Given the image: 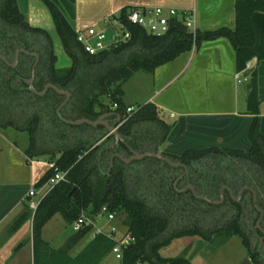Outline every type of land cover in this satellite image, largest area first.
<instances>
[{"label":"trees","instance_id":"obj_1","mask_svg":"<svg viewBox=\"0 0 264 264\" xmlns=\"http://www.w3.org/2000/svg\"><path fill=\"white\" fill-rule=\"evenodd\" d=\"M46 4L72 66L57 68L58 57L48 31L31 26L17 0H0V53L11 64L18 50L39 54L34 87L41 92L53 84L71 92L72 99L62 110L67 120L96 121L115 109L123 118L120 135L139 154L160 152L174 124L166 121V114L154 103L140 105L133 113H127L134 106L125 103L123 85L137 73L153 75L158 68L199 49L203 43L221 38L228 39L234 47L238 72H244L253 59L264 60V8L256 0H237L235 30L198 31L196 38L191 32L174 30L159 37L144 28L131 27L132 37L127 43L95 56L84 50L78 42V33L59 8L49 1ZM35 63L36 58L25 53L20 55L15 68L0 60V128L27 132L28 157L49 156L55 167L68 171L67 181L57 185L36 212L30 208L33 198H28L23 212L10 227V234H14L32 221L33 264H103L116 245L103 235H97L81 253L72 255L93 231L92 225L72 234L59 248L43 237L45 226L56 215H62L73 225L83 213L97 218L103 207L117 217L125 215L127 234L136 238V243L124 252V264L148 263L154 259L164 262L161 249L185 237L203 240L239 237L254 263L264 264L254 245L263 234L256 227L260 213L252 192H246L240 202L226 193V200L215 206L196 199L191 191L177 192L174 184L184 173L183 168H173L154 158L130 164L115 158L110 168L114 154L132 156L123 143L104 151L101 157L104 171L110 168L104 174L99 170V154L114 143L115 137L109 136L103 126H75L61 121L57 110L66 97L52 89L41 97L29 89L27 81L32 77ZM250 77L247 107L249 114L256 117L248 135L249 151L208 148L188 150L181 156L163 154L190 170V175L180 182V189L191 184L198 195L219 202L220 191L225 186L236 196L244 187H250L257 191L258 205L264 209V135L258 116L257 69ZM55 167L35 185L36 189L55 175ZM168 262L189 264L182 259Z\"/></svg>","mask_w":264,"mask_h":264},{"label":"crops","instance_id":"obj_2","mask_svg":"<svg viewBox=\"0 0 264 264\" xmlns=\"http://www.w3.org/2000/svg\"><path fill=\"white\" fill-rule=\"evenodd\" d=\"M46 1L59 8L76 32L93 24L102 27L108 19L121 18L140 7L174 8L180 15L195 9L201 32L236 28L237 0H17L31 26L46 30L43 25L46 15L52 17ZM256 1L264 8V0ZM253 62L258 74V116L264 135V60ZM244 73L237 71L236 52L226 38L205 42L199 49L158 68L153 74V94L143 104L154 103L164 111L166 121L173 119L169 123L174 124V128L160 152L181 156L188 150L208 148L249 151L248 135L256 115L248 112L251 77L244 78ZM111 113L117 114L115 109ZM106 119L113 121L117 117ZM21 132L24 133L13 128H0V264H33L32 221L14 234L9 230L23 212L31 189L55 163L49 156L28 157V145L18 134ZM103 165L101 158L99 170L108 174L110 168L104 172ZM214 240L175 239L160 251L164 262L154 259L144 264H171L168 261L172 259L186 260L189 264H255L241 240L242 254L234 260L225 255L234 238L223 239L215 248L211 245ZM107 260L103 264H109Z\"/></svg>","mask_w":264,"mask_h":264},{"label":"built area","instance_id":"obj_3","mask_svg":"<svg viewBox=\"0 0 264 264\" xmlns=\"http://www.w3.org/2000/svg\"><path fill=\"white\" fill-rule=\"evenodd\" d=\"M180 17L183 18V21L179 19ZM173 21L183 24L188 29V32H191L193 37L196 38L199 30L195 9L184 11L182 15H180L174 8L140 7L129 11L121 18L108 19L102 27H99L96 24L87 26L83 30L77 32L78 42L88 54L95 56L109 50L115 45L127 43L132 37L130 31L131 27H141L146 29L150 34L161 37L170 32V24ZM122 22H125L126 26H124ZM253 61L257 60L254 59L248 62L246 70L244 71L245 73L253 68ZM134 111H136L135 107H129L127 109L128 114H131ZM172 117H174V115H172ZM54 167L55 165L52 168ZM55 172V175L45 185L39 189L33 187L29 192L28 196L34 198V200L30 202V208L34 212H36L42 200L57 185L67 181L68 171H61L55 167ZM98 217L106 219V224L109 225V229L105 226L96 227ZM98 217L93 219L83 213L77 221L74 222V231L79 232L84 227L92 225L95 232L93 236L94 238L97 235H103L116 242L112 254L117 260L124 264V252L136 243V238L127 233H120L119 226L116 224L117 215L116 213L110 212L107 207L102 208Z\"/></svg>","mask_w":264,"mask_h":264},{"label":"rangeland","instance_id":"obj_4","mask_svg":"<svg viewBox=\"0 0 264 264\" xmlns=\"http://www.w3.org/2000/svg\"><path fill=\"white\" fill-rule=\"evenodd\" d=\"M181 21H183V18H179ZM45 29L48 31L52 43L53 48L55 51V54L58 57L57 61V68L58 69H67L72 66V59L67 55L61 38L58 34L57 28L55 26V23L52 20V17L50 15H46V20L43 22ZM104 26V24L102 25ZM153 89H155L154 86V77L153 75H150L145 72H139L137 73L130 81L125 83L123 85L124 90V96L123 99L126 104L128 105H134L135 108H137L140 105H144L143 102L145 99L152 93ZM173 119H168L167 122H172ZM22 136V138L25 140V145H28L29 147V134L27 132L24 133H18ZM57 142V140L55 139ZM59 144V143H57ZM56 144V145H57ZM163 148V146H162ZM43 162V161H42ZM106 172V171H104ZM176 183V182H175ZM175 185V184H174ZM191 185V184H190ZM179 188V186H178ZM180 189V188H179ZM236 196V195H235ZM106 219L103 217L97 218V224L96 227H102L105 226ZM116 224L119 226L120 233L126 234L128 231V228L126 227V217L125 215H120L117 217ZM257 227V226H256ZM109 229V226L106 227ZM75 231L73 229V225L68 224L65 219L62 217V215L58 214L56 217L50 221V223L45 227L44 229V239L51 243V245L54 248H59L65 244L67 239L74 234ZM94 230L72 251V255L76 256L79 253H81L84 248L91 242V240L94 238ZM221 237V236H220ZM225 236H223L224 238ZM214 238V237H213ZM234 238V241L231 245V248L229 249V252L225 255L230 257L231 260H234L237 256L242 254V247L240 246V238L239 237H231ZM189 239H184V241H187ZM214 239L210 240L213 241ZM183 241V242H184ZM194 241V240H193ZM206 241V240H205ZM179 242V241H177ZM181 242V241H180ZM223 242V239L221 238H215L213 244V247L220 245ZM242 242V240H241ZM255 249L260 247V242L255 241ZM249 254V253H248ZM108 263L109 264H122L119 261L116 260L115 256L113 254H110L108 257ZM227 260V259H226ZM144 264V263H141Z\"/></svg>","mask_w":264,"mask_h":264},{"label":"water","instance_id":"obj_5","mask_svg":"<svg viewBox=\"0 0 264 264\" xmlns=\"http://www.w3.org/2000/svg\"><path fill=\"white\" fill-rule=\"evenodd\" d=\"M122 24L124 26H126V23L125 22H122ZM174 30H179V31H182V32H185V33L188 32V29L183 24H181L179 22H176V21H173L170 24V32H172ZM78 31H80V30H78ZM21 53H25V54L31 55V56H33V57L36 58V63L34 65V67H33L32 77H31V79H29L27 81V84L29 85L30 91H32L34 94H36L38 96L43 97V96H45L48 93L49 90L52 89V90L56 91L59 95H62V96H65L66 97L65 101L63 102V104L57 110L58 117L60 118L61 121H63L66 124L75 125V126H80V125H85V124L90 125V126H93V127L104 126L106 128L109 136H114L115 137V140L116 141H115L114 144H112V145L108 146L107 148L101 150V152L99 154L100 155L99 161L101 160V157L103 155V152L106 149H115L120 143H123V144H125L132 151V156L129 157V158H126V157L122 156L121 154L116 153L114 155V157H113V160L115 158H119L124 163L130 164V163L135 162V161H142V160H144L146 158H154V159H158V160H160V161L168 164L169 166H171L173 168H183V169H185L186 174L189 173V169H188L187 166H185V165H183L181 163H176V162L172 161L169 157L165 156L161 152H157V153L147 152V153H144V154H139V153L133 151L131 149V147L129 146V144L124 140V138L119 133V128H120V126L122 125V122H123V118L119 114L107 113V114L102 115L96 121H92V120H89V119H82V120H79V121H70V120H67L66 118H64L63 115H62V110L68 105V103L72 99V93L69 92V91L62 90V89L58 88L57 86H55L53 84H48L45 87V89L43 91H41V92L40 91H37L36 88L34 87V82H35V77H36V68H37V66H38V64L40 62V56H39V54H37V53H30V52L25 51V50H18V52H17V59H16V62L14 64H10L6 60V58L4 56H2V55H0V59H2L8 65H10L12 67H15L18 64L19 55ZM253 71H254V68L250 69L248 72H246V73L243 74V77L244 78H248ZM111 116H116L117 119L116 120H113V121H108L106 118H109ZM112 167H113V162H112ZM183 178H184V175H182L181 177L178 178V180L175 183V187L176 188H177L179 182ZM189 189L192 191V193H193V195H194V197L196 199L201 200V201H204V202H207L209 204L218 206V205H221L225 201V192H223V191L221 192V200L219 202H215V201H212L211 199H209L208 197L198 195V193H197L196 188H195L194 185H189L183 191H187ZM227 190L230 191L231 196H232V198L235 201H240L241 198H242V196L246 193L245 191H251L252 192V194L254 196V204H255V207L258 210V212L260 213V218H259V220L257 222V228L263 234V237L260 238V242L263 245V243H264V229L262 228V222H263V219H264V209H262L258 205V202H257V193L255 192L254 189H252L250 187H245L244 189L241 190V192L239 193V195L236 197L234 195V192H232L231 189H227ZM183 191H180V192H183Z\"/></svg>","mask_w":264,"mask_h":264},{"label":"flooded vegetation","instance_id":"obj_6","mask_svg":"<svg viewBox=\"0 0 264 264\" xmlns=\"http://www.w3.org/2000/svg\"><path fill=\"white\" fill-rule=\"evenodd\" d=\"M17 52H18V51H17ZM21 54H22V53H21ZM21 54H20V55H21ZM0 55L3 56V54H1V53H0ZM20 55H19V59H20ZM16 59H17V53H16L15 62H16ZM0 60H1L2 62H4L2 59H0ZM6 60H7V59H6ZM7 61H8V60H7ZM8 62H9V61H8ZM15 62H14V63H15ZM5 63H6V62H5ZM9 63H10V62H9ZM14 63H13V64H14ZM18 63H19V61H18ZM6 64H7V63H6ZM10 64H11V63H10ZM17 65H18V64H17ZM17 65H16V66H17ZM9 66H10V65H9ZM16 66H15V67H16ZM11 67H12V66H11ZM15 67H13V68H15ZM188 169H189V168H188ZM182 175H184V178H183L181 181H183L186 177H188V176L190 175V170H189V173L186 174L185 169H184V173L181 174L179 177H181ZM177 180H178V179H177ZM181 181H180V182H181ZM180 182H179V184H180ZM179 184H178V186H179ZM178 186H177V188H176L175 185H174V187H175V189L177 190L178 193H181V194H182V193H186V192H190V191H191L190 189L187 190V191H183V190H185L189 185H186L185 188H183V189H179ZM244 188H245V187H244ZM244 188H243V189H244ZM227 189H231V188L225 186V187H223L222 190L220 191V192H222V191L225 192V200H226V198H227V197H226V193H229V196L232 198L230 191L227 190ZM231 190H232V189H231ZM180 191H183V192H180ZM196 191H197V190H196ZM191 192H192V191H191ZM232 192H234V191L232 190ZM240 192H241V191H240ZM245 192H251V191H245ZM255 192L257 193V191H255ZM192 194H193V193H192ZM234 195H235V193H234ZM238 195H239V194H238ZM193 196H194V195H193ZM243 196H244V195H243ZM243 196H242L241 200L243 199ZM236 197H237V196H236ZM232 199H233V198H232ZM253 199H254V196H253ZM233 200H234V199H233ZM241 200H240V201H241ZM234 201H235V200H234ZM240 201H236V202H240ZM253 201H254V200H253ZM257 202H258V195H257ZM254 205H255V204H254ZM255 208H256V207H255ZM258 252L260 253V256L262 257V259L264 260V243H263V245H262L261 242H260V247H259V249H258Z\"/></svg>","mask_w":264,"mask_h":264}]
</instances>
